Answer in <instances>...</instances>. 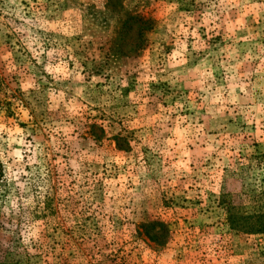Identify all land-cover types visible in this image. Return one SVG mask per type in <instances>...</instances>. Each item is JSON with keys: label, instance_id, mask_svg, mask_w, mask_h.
<instances>
[{"label": "rangeland", "instance_id": "rangeland-1", "mask_svg": "<svg viewBox=\"0 0 264 264\" xmlns=\"http://www.w3.org/2000/svg\"><path fill=\"white\" fill-rule=\"evenodd\" d=\"M0 164V264H264V0H0Z\"/></svg>", "mask_w": 264, "mask_h": 264}, {"label": "trees", "instance_id": "trees-1", "mask_svg": "<svg viewBox=\"0 0 264 264\" xmlns=\"http://www.w3.org/2000/svg\"><path fill=\"white\" fill-rule=\"evenodd\" d=\"M137 27L138 34L140 33V28L142 26H151L150 20H145L139 16H130L128 12H124V14L121 16V31L123 32V35H125L127 32H129L133 27ZM94 126H92L93 128ZM101 132H103L102 129H100ZM1 164H0V180L2 176V170H1ZM258 232L262 231L264 233V229L256 230Z\"/></svg>", "mask_w": 264, "mask_h": 264}]
</instances>
